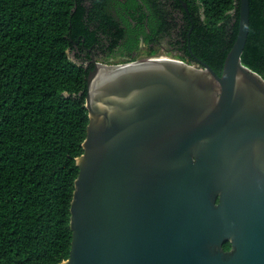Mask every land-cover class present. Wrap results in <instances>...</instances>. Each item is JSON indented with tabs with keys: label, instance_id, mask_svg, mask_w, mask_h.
Returning a JSON list of instances; mask_svg holds the SVG:
<instances>
[{
	"label": "water",
	"instance_id": "95a60500",
	"mask_svg": "<svg viewBox=\"0 0 264 264\" xmlns=\"http://www.w3.org/2000/svg\"><path fill=\"white\" fill-rule=\"evenodd\" d=\"M238 6L219 74L157 52L91 60L69 253L54 264H264V78L241 62Z\"/></svg>",
	"mask_w": 264,
	"mask_h": 264
},
{
	"label": "trees",
	"instance_id": "16d2710c",
	"mask_svg": "<svg viewBox=\"0 0 264 264\" xmlns=\"http://www.w3.org/2000/svg\"><path fill=\"white\" fill-rule=\"evenodd\" d=\"M111 1L116 14L107 9ZM143 1L147 11L137 0H0V264H54L68 256L91 52L100 50L103 62L133 60L169 38L189 63L221 72L239 0ZM145 17L148 31L130 26ZM240 58L264 78V0H249Z\"/></svg>",
	"mask_w": 264,
	"mask_h": 264
},
{
	"label": "flooded vegetation",
	"instance_id": "af4514ba",
	"mask_svg": "<svg viewBox=\"0 0 264 264\" xmlns=\"http://www.w3.org/2000/svg\"><path fill=\"white\" fill-rule=\"evenodd\" d=\"M120 1H122L123 3H125L124 2V0H120ZM138 1V3H139V6H140V9L141 10H148L147 9V5H146V2H144L143 0H137ZM185 3V2H184ZM109 5H107V9L108 8H110V11L113 13V14H116L115 12H116V8H114V6H112V5H110V4H112V1L111 2H109L108 3ZM110 6V7H109ZM117 9H119V10H121V12H123V13H126L125 12V10L124 9H122V8H117ZM136 15H138L137 13H136ZM178 16H179V20H180V22L179 23H182V21H181V17H183V14L182 13H179L178 14ZM117 22H119V27H123V28H125L126 27V24L125 23H123L122 21H117ZM144 25V28L148 31V26H147V22H146V17H145V20L143 21H140V19L138 18L136 21H132V23H131V25L130 26H132V27H137V28H139V26L140 25ZM139 38H138V45H139V47H141V46H144V42H143V38H142V35L141 34H139V36H138ZM164 41H165V43L167 42V44H168V47H170L171 49H172V46H170L169 45V38L167 39V38H165V39H163ZM164 44V42L162 41V42H159V46H162ZM175 51V50H174ZM176 53H177V55H179V56H181L182 57V59H184L185 61H188V57H187V55H185L184 53L185 52H182V51H180V50H178V51H175ZM153 55H155V54H153ZM147 56H149V55H147ZM150 56H152V54L150 55ZM92 59H95V60H98V59H96L95 58V56H94V54H93V52H91L90 53V61L92 60ZM98 61H102V60H98ZM229 247V246H228ZM227 247V248H228Z\"/></svg>",
	"mask_w": 264,
	"mask_h": 264
},
{
	"label": "rangeland",
	"instance_id": "374dc122",
	"mask_svg": "<svg viewBox=\"0 0 264 264\" xmlns=\"http://www.w3.org/2000/svg\"><path fill=\"white\" fill-rule=\"evenodd\" d=\"M162 41L164 42V44L162 46H159L158 45V47L155 50V53L156 52L157 53H163L164 55H167V56H171V57H174V58H178V59L184 60L179 55H177V53L174 50H172L170 47H168L167 42L165 43L164 40H162ZM93 54H94V56H95L96 59L103 60V58H102V52L100 50H98L97 53L96 52H93ZM69 55L72 58L74 57V55H73V53L71 51L69 52ZM145 55H150V54L149 53H144V52L140 51V54L139 53H138V55L135 54V57H136L135 59H137L139 57H142V56H145ZM119 60H121V59H118V57H109V61L108 62H119ZM186 62H189V61H186Z\"/></svg>",
	"mask_w": 264,
	"mask_h": 264
}]
</instances>
